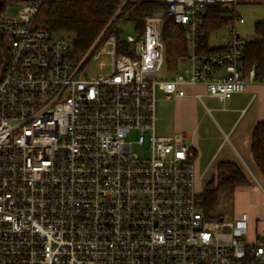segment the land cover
<instances>
[{
	"label": "built area",
	"instance_id": "obj_1",
	"mask_svg": "<svg viewBox=\"0 0 264 264\" xmlns=\"http://www.w3.org/2000/svg\"><path fill=\"white\" fill-rule=\"evenodd\" d=\"M49 1L30 0L0 21L9 49L0 67V264H264V236L250 240L249 214H206L191 146L157 133V89L172 99L203 85L224 103L264 84L255 68L243 74L241 0H159L193 50L189 69L161 81L162 16L142 18V36L120 37L133 56L117 55L107 28L81 54L38 26ZM211 6L230 21L228 36L219 52L200 54L195 40ZM101 55L112 56L111 71L88 76ZM133 132L148 156L133 153Z\"/></svg>",
	"mask_w": 264,
	"mask_h": 264
},
{
	"label": "trees",
	"instance_id": "obj_2",
	"mask_svg": "<svg viewBox=\"0 0 264 264\" xmlns=\"http://www.w3.org/2000/svg\"><path fill=\"white\" fill-rule=\"evenodd\" d=\"M14 2L17 1L0 0V21L7 8ZM167 9V4L159 0H55L41 5L36 22L39 27L51 33L73 34L75 51L81 54H84L107 28L105 38L114 33L118 38L117 55L133 56L132 45L120 39L116 26L121 21L134 22L137 25V34L142 36L145 28L142 18L160 15L163 18L162 33L176 38L182 37L184 27L177 24L173 17L168 16ZM229 22L221 15L220 7H209L202 17L200 35L195 40L196 52L200 54L219 52L221 48L210 46V38L213 33L225 28ZM254 30L258 38L249 41L245 48L243 74L248 76L255 68L257 79L262 80L264 79V21L255 23ZM8 59L9 49L0 27V67L6 65ZM251 150L254 163L264 177V122H259L254 128ZM190 152L194 161L196 156L193 148ZM249 184V179L236 164L220 163L206 186L200 190L197 188V205L206 214H210L219 205L221 194L233 195L237 188Z\"/></svg>",
	"mask_w": 264,
	"mask_h": 264
},
{
	"label": "crops",
	"instance_id": "obj_3",
	"mask_svg": "<svg viewBox=\"0 0 264 264\" xmlns=\"http://www.w3.org/2000/svg\"><path fill=\"white\" fill-rule=\"evenodd\" d=\"M16 1L22 5L30 0ZM245 3L264 5V0H241L239 5ZM184 90L186 93L184 97L168 99L164 95L167 100L174 102L172 114H169L172 116L171 130L185 134L189 141L185 140L195 151L196 157L193 162L196 167L197 184L203 174L200 173L202 169L207 173L214 169L210 181L220 163L236 164L248 178L245 166L251 171L252 169L246 162L256 167L251 150L253 131L259 122H264V84L259 81L251 83L245 92L234 95L224 103L208 95L203 85L187 84ZM198 94L202 95V101L198 99ZM156 116L158 131L159 121H162L163 117L158 116L157 106ZM171 134L172 132H168L161 136ZM257 170L264 182L262 173L258 168ZM252 173L258 179L253 171ZM235 194L242 206L234 218L242 212H247L250 216V240L255 241L263 237V189L249 184L237 188Z\"/></svg>",
	"mask_w": 264,
	"mask_h": 264
},
{
	"label": "rangeland",
	"instance_id": "obj_4",
	"mask_svg": "<svg viewBox=\"0 0 264 264\" xmlns=\"http://www.w3.org/2000/svg\"><path fill=\"white\" fill-rule=\"evenodd\" d=\"M22 7L23 4L21 5V3L19 2H14L12 5H10L7 8L2 19L16 17L18 13L21 11ZM238 9L242 17L244 18L245 23L237 25V32L240 35L247 36L250 41L257 39L258 37L255 34L254 25L257 22L264 21V5L256 4V3H245L239 5ZM136 26L137 25L134 22L123 21L116 26V30L120 33L121 38H126L128 35L137 36L138 34L136 31ZM61 36L70 38L72 42H74L75 40L73 34L70 35L62 34ZM227 36H228V29L226 27L222 28L218 32L213 33L211 35L209 42L210 46L213 48L219 47V45L223 44V41L227 38ZM162 39L164 44V63L157 77L159 81L173 79L177 75H179V73L182 74L186 69H189L191 67L190 56L193 51L192 35L185 28L182 33V37L176 38L162 33ZM101 62L106 63L105 68H99ZM112 62H113L112 56L110 55H101L97 60L90 61L86 66L88 76L108 74L112 69ZM156 106H157L158 116L163 117L162 121H159L158 124V131H157L158 135H164L167 134L168 132L170 133L172 132V134H179L183 136L185 139H187L185 134L171 130L172 116L169 114H172V111L174 109V102L172 100H167L165 98L164 93L159 89H157L156 92ZM168 115L170 118H168ZM187 140L189 141V138ZM128 141L133 142L134 154L140 157H146L149 155V152L144 147L140 146L137 143L136 132H133L129 135ZM246 163L250 166L252 171L258 176V181L262 189L264 190V182L257 168L254 165L249 164L248 162ZM213 171L214 169H210V171L207 173L206 170L204 169L201 170L200 173L203 174L197 184L198 190L203 189L206 186ZM248 178L251 179L249 180L251 185L261 189V187H259L258 184L255 181H253L249 175ZM237 198L238 197L236 196L235 193L233 195L221 194L220 203L215 211L217 213H221L222 215L233 219L235 214L240 211V208L242 206L237 201Z\"/></svg>",
	"mask_w": 264,
	"mask_h": 264
}]
</instances>
